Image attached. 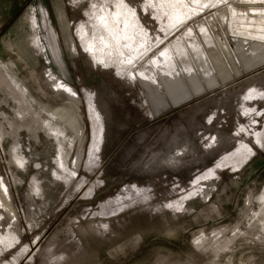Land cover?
I'll return each mask as SVG.
<instances>
[{"label": "rangeland", "instance_id": "374dc122", "mask_svg": "<svg viewBox=\"0 0 264 264\" xmlns=\"http://www.w3.org/2000/svg\"><path fill=\"white\" fill-rule=\"evenodd\" d=\"M261 10L0 0V264H264V64L185 102L182 54L232 70Z\"/></svg>", "mask_w": 264, "mask_h": 264}, {"label": "bare ground", "instance_id": "6f19581e", "mask_svg": "<svg viewBox=\"0 0 264 264\" xmlns=\"http://www.w3.org/2000/svg\"><path fill=\"white\" fill-rule=\"evenodd\" d=\"M183 35L185 36L184 33H183ZM237 36L239 38H241L240 52L242 53L243 58H242V61H235L234 65L232 67L233 69L230 71L224 70V68H222L221 60H220L218 55H213V59H211V60L209 59V57L208 58H206V56L204 57L203 53L206 52V49L203 46H201V48H202L201 50L197 49L199 51L198 53H200V55H197L196 61L190 55H187L186 51L182 52V54L184 55V60H187L185 63L189 64L190 62H192L193 66H194V64L196 62L197 64H199L198 66L201 67L202 75H203V76L201 75V79H198L197 77L199 75L198 74L199 72L196 71V75H194L196 81L195 82L193 81L192 85L189 88L186 87V84H184V82H183V84H184V92L183 93H184L185 102L190 101L194 96H197L199 94H204V92H206L208 90L217 89L222 84H225V82H227L228 79H231V78L236 77V76L240 77L243 73L257 69L259 66H262V64H264V33L259 34V35L254 34L253 32L252 33H245V34L238 33ZM208 39L212 41V39H210V37H208ZM242 39H244V41ZM248 39L253 41L252 46H250L247 49H244L245 43H246L245 40H248ZM182 40H184V39H182ZM216 43H217L216 44L217 47L219 48L220 43L217 41H216ZM166 45H168V46H167V49L162 52L163 54H169L172 56L174 53L171 54L169 52V50H172V48H174V47L175 48L179 47L178 50H180L179 51V55H180V52L182 51V49H180L181 44L179 43V40L173 39L172 43H169ZM185 55L187 56V59L185 58L186 57ZM174 58H175V56L172 58V60H174ZM169 64L174 65L173 61L170 62ZM148 65L152 67L150 69V70H152L150 75L148 74L149 73L148 70L140 69L139 67L137 68L138 70L136 69L137 71L133 70V73H134V76L137 79V81H139L144 86V89L146 88L149 92H151L150 91L151 85H149L150 83L154 82L156 85L157 84L160 85V83H158L157 73L154 70V67H156L158 64L154 63V58H151ZM225 71H227V72H225ZM158 90L160 91V94H161V97L159 100V102L162 103L161 109L164 110V109H168L169 107H175V106L181 104V101H177V100L173 101V99L171 100L170 97L167 96V94L165 93V90H164L162 85H161V87H158ZM162 97H163V99H162ZM150 99H151V97H150ZM157 111H155L154 113L159 115L158 114L159 110H157Z\"/></svg>", "mask_w": 264, "mask_h": 264}, {"label": "crops", "instance_id": "0c3cea01", "mask_svg": "<svg viewBox=\"0 0 264 264\" xmlns=\"http://www.w3.org/2000/svg\"><path fill=\"white\" fill-rule=\"evenodd\" d=\"M264 11V10H263ZM165 57H167V56H165ZM165 57H163V59H161V60H159L158 62H156V64H159V63H163L165 60H164V58Z\"/></svg>", "mask_w": 264, "mask_h": 264}, {"label": "flooded vegetation", "instance_id": "af4514ba", "mask_svg": "<svg viewBox=\"0 0 264 264\" xmlns=\"http://www.w3.org/2000/svg\"><path fill=\"white\" fill-rule=\"evenodd\" d=\"M261 11H263V10H261ZM261 11H258V12H261ZM264 22V21H263Z\"/></svg>", "mask_w": 264, "mask_h": 264}]
</instances>
